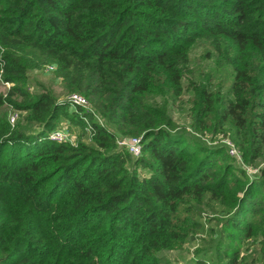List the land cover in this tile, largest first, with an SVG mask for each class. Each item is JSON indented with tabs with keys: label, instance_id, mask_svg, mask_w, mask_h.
<instances>
[{
	"label": "trees",
	"instance_id": "obj_1",
	"mask_svg": "<svg viewBox=\"0 0 264 264\" xmlns=\"http://www.w3.org/2000/svg\"><path fill=\"white\" fill-rule=\"evenodd\" d=\"M48 65L91 111L31 90ZM0 78L20 113H0V264H182L187 243L188 264H264V165L204 140L264 163V0H0ZM82 111L91 144L48 138Z\"/></svg>",
	"mask_w": 264,
	"mask_h": 264
},
{
	"label": "rangeland",
	"instance_id": "obj_2",
	"mask_svg": "<svg viewBox=\"0 0 264 264\" xmlns=\"http://www.w3.org/2000/svg\"><path fill=\"white\" fill-rule=\"evenodd\" d=\"M207 49L208 46L204 43H199L193 48L192 68L193 71H195V74H191L192 77L194 76L200 78L201 70L204 69L205 73H208L209 71L212 70V68H214V62L212 61V59L204 58ZM230 72H231V68H223L217 70L216 74L214 75L215 78L213 77L215 79L213 82V86H214L213 88L216 89L223 86L222 88L224 90H227L230 87L232 81ZM28 82L30 83V88L33 92L40 93L41 90L45 88H49L52 90L53 94L60 101L66 99L67 96L69 95V91L67 90L66 85L55 74V72H53V70H48L47 67L40 70L30 71ZM11 87L12 85L10 86L6 85V83L3 82V80L0 78V93L4 94L5 97H7L8 91H10ZM184 97L185 99L189 98V94H185ZM15 99L18 98L15 97ZM182 107L184 108L185 105H183ZM3 111H6L7 114L10 115L12 111H18V109L14 105H5L3 108L0 109V113H2ZM23 115H25V113H23ZM173 115L182 124V126H185V123H187L188 121L186 111L175 108V110L173 111ZM19 117H20V113H19ZM83 118H87V120H84L86 124L85 129H83V125L75 123V121L72 120L70 117H67V115L64 116V118H62L61 124L57 129L65 131V133L69 136V138L75 143L81 140L91 144L93 142L92 124L91 121L89 120V117L83 116ZM220 138H225V137L220 135ZM125 149L128 151L127 148ZM263 165L264 163L260 164L259 166H263ZM255 249L256 248L253 246L251 252L253 253ZM195 251H196L195 245L193 243H187L182 250L168 251L165 254L171 257L173 260H177L176 262L180 260L182 264H188V262L196 253Z\"/></svg>",
	"mask_w": 264,
	"mask_h": 264
},
{
	"label": "built area",
	"instance_id": "obj_3",
	"mask_svg": "<svg viewBox=\"0 0 264 264\" xmlns=\"http://www.w3.org/2000/svg\"><path fill=\"white\" fill-rule=\"evenodd\" d=\"M48 70H54L55 66L53 65H48L47 66ZM6 85L10 86L12 85L9 82H5ZM68 103H70L71 106H73L75 109H80L83 108L87 112L91 111V105L89 100L83 96L80 93H70L66 99ZM83 116V111L81 113ZM86 117V116H85ZM19 119V112L18 111H12L9 115V121L11 125H15ZM87 120V118H84ZM48 138L51 141H56V142H65V141H72L69 136L65 133V131L60 130V129H55L52 132L49 133ZM213 139L211 135L205 136L204 140H206L209 144H215L217 142H224L228 145V149L231 155L235 156L240 163H242L243 167L247 170L248 174L251 176L257 175L261 169L262 166L258 167H251L249 165H246L242 162V155L240 150L235 146V144L229 139V138H218ZM74 142V141H72ZM118 145L121 147H125L128 149L129 152H131L134 156H139L142 153V139L140 137H131V138H120L118 140Z\"/></svg>",
	"mask_w": 264,
	"mask_h": 264
}]
</instances>
